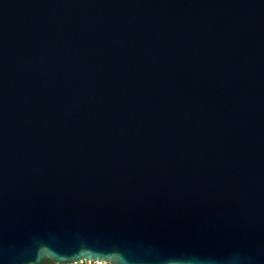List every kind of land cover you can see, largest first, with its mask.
Masks as SVG:
<instances>
[{
	"label": "water",
	"instance_id": "obj_1",
	"mask_svg": "<svg viewBox=\"0 0 264 264\" xmlns=\"http://www.w3.org/2000/svg\"><path fill=\"white\" fill-rule=\"evenodd\" d=\"M264 264V0H0V264Z\"/></svg>",
	"mask_w": 264,
	"mask_h": 264
},
{
	"label": "built area",
	"instance_id": "obj_2",
	"mask_svg": "<svg viewBox=\"0 0 264 264\" xmlns=\"http://www.w3.org/2000/svg\"><path fill=\"white\" fill-rule=\"evenodd\" d=\"M71 264H110L106 261H97V260H79L77 262L71 263Z\"/></svg>",
	"mask_w": 264,
	"mask_h": 264
}]
</instances>
